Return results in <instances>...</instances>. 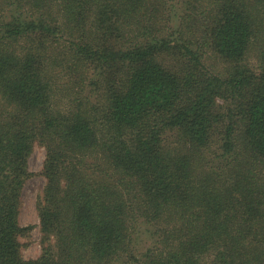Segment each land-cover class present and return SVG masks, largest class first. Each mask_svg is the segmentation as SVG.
I'll return each mask as SVG.
<instances>
[{"label":"trees","instance_id":"1","mask_svg":"<svg viewBox=\"0 0 264 264\" xmlns=\"http://www.w3.org/2000/svg\"><path fill=\"white\" fill-rule=\"evenodd\" d=\"M0 264H264V0H0Z\"/></svg>","mask_w":264,"mask_h":264},{"label":"rangeland","instance_id":"2","mask_svg":"<svg viewBox=\"0 0 264 264\" xmlns=\"http://www.w3.org/2000/svg\"><path fill=\"white\" fill-rule=\"evenodd\" d=\"M45 155V147L39 143H35L28 159V168L31 175L27 178L21 194L22 202L19 222L22 226L31 225L30 230L23 233L19 238L21 244L20 250L26 259L38 257L42 250L36 202L46 182V178L42 173Z\"/></svg>","mask_w":264,"mask_h":264}]
</instances>
